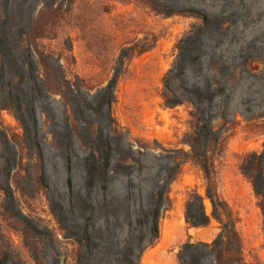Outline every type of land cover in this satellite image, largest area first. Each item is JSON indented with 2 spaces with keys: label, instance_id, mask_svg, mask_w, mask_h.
<instances>
[{
  "label": "rangeland",
  "instance_id": "rangeland-1",
  "mask_svg": "<svg viewBox=\"0 0 264 264\" xmlns=\"http://www.w3.org/2000/svg\"><path fill=\"white\" fill-rule=\"evenodd\" d=\"M161 2L207 16L181 55L178 42L199 21L157 14L140 0H0V96L13 100L30 144L40 145L57 206L52 212L43 188L20 193L15 177L26 153L17 143L24 128L12 111H0V180L8 190L0 189V248L9 253L1 264H36L34 253L46 264L71 263L74 245L57 215L65 227L91 235L79 264H129L135 255L142 264H179L187 241L211 244L192 247L187 257L215 264L219 223L212 218L206 227L188 229L185 222L188 187L204 195L205 180L190 162L175 179L170 173L174 157L190 149L191 105L169 108L162 98L163 77L177 59L170 79L177 98L199 108L204 146L212 135L220 140L219 193L237 217L244 260L264 264V216L239 169L246 153L264 157V0ZM40 16L45 23L38 25ZM33 32L49 39L34 42ZM44 58L56 74L43 66ZM69 83L71 102L57 91ZM127 156L129 165L117 172ZM257 185L264 190L261 174ZM157 193L165 199L158 201ZM205 206L211 214L209 200ZM27 225L33 229L25 232ZM154 225L159 238L140 252ZM133 234L140 240L125 250Z\"/></svg>",
  "mask_w": 264,
  "mask_h": 264
},
{
  "label": "trees",
  "instance_id": "trees-1",
  "mask_svg": "<svg viewBox=\"0 0 264 264\" xmlns=\"http://www.w3.org/2000/svg\"><path fill=\"white\" fill-rule=\"evenodd\" d=\"M140 1L157 14L168 17L173 15H185L196 18L199 21L197 24L193 25L192 29L186 32L178 42L179 55L182 54L185 44L194 39L197 33H199L207 23V16L195 9H175L162 3L161 0ZM42 23L45 22L41 21L40 16L37 19L36 24L39 25ZM31 38H34V42L36 40H42L45 38L49 39V37L44 36L43 33L38 34L37 32H33ZM43 62V66L46 68V70H52L55 72V74L57 73V69L52 68L45 58L43 59ZM247 64L250 66L252 65L250 60L246 61V65ZM179 65L180 60L177 59L173 68L164 75V90L162 93V98L164 100V105L169 108L180 105L181 103H189L191 105L192 110L190 112V130L186 134L185 139V142L189 145L190 149L188 151L183 149L179 151V154L174 157L175 164L170 170V173L172 178L175 179L180 172L181 165L184 162H190L193 166L198 168L205 180L204 195L198 189L188 187L187 199L185 202V222L187 224V228L198 229L206 227L211 223V219L214 218L219 223V240L215 241V244H219V247H213V251L215 250V264H247L243 256V242L240 230L237 226V217L229 203L223 199L219 193L220 179L217 163L221 153L219 149L220 140L218 136L212 135L207 142V146H204L202 132L205 126L199 108L192 99H185L184 101H181L177 98V94L171 86L170 79L172 70L177 68ZM57 91L59 94H61L65 101L71 102V83L67 85L66 90L57 88ZM2 110L12 111L16 119L22 124L24 128V135L21 138L20 143H17V141L14 140V142H16L18 146L20 145L26 153L25 157H22L15 177V183L17 184L20 193L28 196L31 193L34 194L35 187L37 189L43 188L42 190H45L51 210L55 213L57 206L50 199L48 194L49 186L47 185L45 178V171L43 168V154L41 152L40 145L38 143H34L33 146L30 144L26 123L22 115L19 114L15 109L14 102L11 98L8 97V99L5 100L0 96V111ZM71 117L75 126V130L80 134L81 126L78 122L75 111L71 112ZM114 131L118 135L122 134V128L116 124V122H114ZM137 144L140 147H149L152 149L156 148V143L149 144L137 140ZM110 154L111 152H108V157L105 159V169L108 168L110 164ZM130 159V156H127L124 160L120 161L115 170L117 172L123 170L127 165H129ZM36 161L39 163V166H37L38 164ZM92 165L94 168L96 167L95 164L92 163ZM35 167H38V169ZM239 169L251 181L255 194L258 197L261 212L264 216V190H261L257 185V176L261 174L264 178V157L262 154H259L256 151L246 153L239 157ZM104 174L105 172L101 169L98 171L99 176H104ZM95 175L96 173H94V177ZM0 189L6 195L8 194V190L3 185L1 180ZM156 197L158 201L165 199V196L162 193H157ZM205 200H209L212 204L213 210L211 214H208L206 211ZM158 214L159 211H156L155 215ZM57 220L62 224L61 227L64 230V236L74 245L72 254L70 255V259L72 261L68 264H79L82 261L85 249L91 240V235L86 231H83V229L77 232L72 228L65 227V225L62 223L61 215H57ZM28 229H33V227L27 225L26 228H24V230H26L25 232H27ZM152 232L151 238L146 243L145 247H142L140 252L153 245L154 242L159 238V226L154 225ZM137 239V235L133 234L129 239L127 246H125V250H132L137 241L140 240ZM194 246L206 248L210 247L211 244L191 241L185 242L181 246V249L178 253L179 264H197V261L194 258L187 257L188 253L193 250L192 247ZM34 254L36 264H46L44 263L45 261L43 257H41L38 253ZM8 255L9 253L7 250L0 248V264ZM128 263L142 264V260L139 255H135L133 258L131 257L128 259Z\"/></svg>",
  "mask_w": 264,
  "mask_h": 264
}]
</instances>
